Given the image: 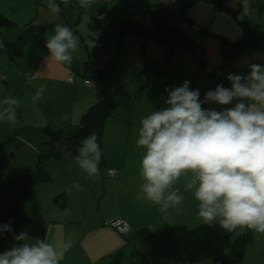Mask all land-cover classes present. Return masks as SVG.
<instances>
[{"label": "rangeland", "instance_id": "1", "mask_svg": "<svg viewBox=\"0 0 264 264\" xmlns=\"http://www.w3.org/2000/svg\"><path fill=\"white\" fill-rule=\"evenodd\" d=\"M156 1L93 0L91 7L85 9L80 7L79 0H69L67 6L62 3V0H55L61 5L62 10L59 15H53L47 8L48 0H0V15L14 23V26L8 28L0 26V43L17 40L27 26L37 30L23 44V56L21 55L17 61H9L5 50L0 51V79H7L0 82V100L9 95L19 100L16 109L18 122L9 124L0 121L2 140L0 157L3 158L9 154L6 158L8 159L17 155L22 147L23 149L27 147L24 145H27L31 139V141L39 140L43 144L45 137L39 132L43 128L39 129V124L43 120L57 122L59 110L66 109L67 104L79 92L81 95L86 96L87 93L94 97L93 100H96L94 103L101 98L113 100L115 110L104 123L101 132L103 131V137L110 141L112 135L120 131V127L121 130H126L123 139L115 140L121 141L117 145L119 144L122 154L124 143L127 142L128 130L130 132V130L137 129L139 122L151 111L157 110L160 103L166 105L161 96L168 95L171 89L182 86L185 80L191 83L195 73L194 61L184 49L170 48V45L160 43L151 36L142 38L139 34L121 35L116 30L120 23L134 25L142 30L153 28V22L147 13L158 7L155 4ZM212 11L213 6L206 2H198L190 6L187 11L189 19L194 23L191 21L193 25L186 26L184 30L199 43L198 52L200 54L197 52V56L201 63L205 58L202 34L206 35L209 32L214 34V30L219 28L232 36L231 30L226 25H221L218 19L213 18ZM232 20L238 27L236 21ZM260 22H264V19ZM58 24L68 26L74 35L80 38L79 48L73 53V63L70 66L48 59L49 53L45 43L47 38L54 34V28ZM88 31L96 33L97 36H87ZM219 35L221 36L216 38L220 43L223 39L230 41L224 34ZM246 50L234 58L229 73L238 70L236 74H248L249 65L254 64L251 57L254 51ZM85 62L92 70L86 72L81 69L82 72H78L76 66L82 67L81 65ZM165 64L163 71H156L158 65ZM49 67L52 69H48ZM32 69H38L41 76L62 81V83L70 79L71 85L73 82L75 85L84 87L85 90L71 93L62 89L52 91L49 82L43 80H32L28 84L25 75H29ZM61 71H66L67 77L62 78L63 72L60 73ZM217 73L209 72L198 75L194 79L192 90L199 89L201 93L204 88H210L212 82L214 84L217 81ZM99 75H102L101 79H98ZM41 84H46L47 88L42 99L34 105L32 97ZM95 87L97 91L94 90ZM224 87H231L228 80L224 82ZM47 96H49L48 100H46ZM63 100L68 103L62 104ZM224 107L227 106L211 103L207 109L222 111ZM14 128L16 132L12 133L11 130ZM21 128L24 129L17 131ZM111 143H114V139ZM15 171V165L9 162L4 161L0 164V197L2 198L0 199V227L4 223L3 216L12 208V204L19 197L24 185V177L15 174ZM46 197L43 188L32 185L18 210L33 217L37 216L46 208L44 204ZM10 241L6 239L0 244V253L12 248Z\"/></svg>", "mask_w": 264, "mask_h": 264}, {"label": "clouds", "instance_id": "2", "mask_svg": "<svg viewBox=\"0 0 264 264\" xmlns=\"http://www.w3.org/2000/svg\"><path fill=\"white\" fill-rule=\"evenodd\" d=\"M62 3L67 6L69 0ZM92 3L79 0L85 9ZM47 8L53 15L62 10L55 0H48ZM86 35L97 36L89 31ZM79 45L80 38L60 24L45 43L48 59L69 66ZM249 69L246 75L229 73L226 79L231 87L218 84L205 93L203 101L199 89L190 90V81L185 80L168 91L165 108L151 111L141 120L135 141L137 148L143 149L137 199L157 205L161 213L169 209L179 212L185 197L177 184L182 182L183 192L191 193L197 202L203 223H218L229 233L249 230L264 234V65L251 64ZM34 78L25 75L29 83ZM46 88L41 84L36 89L34 105ZM204 103L227 107L222 111L204 109ZM18 105L19 100L11 95L0 100V121L17 123ZM101 156L93 131L81 140L75 164L88 178H98ZM73 187L79 190L81 185L76 182ZM0 231L11 228L3 225ZM14 239L23 243L0 253V264H61L73 247L70 238L32 243L27 233L20 232Z\"/></svg>", "mask_w": 264, "mask_h": 264}, {"label": "crops", "instance_id": "3", "mask_svg": "<svg viewBox=\"0 0 264 264\" xmlns=\"http://www.w3.org/2000/svg\"><path fill=\"white\" fill-rule=\"evenodd\" d=\"M158 1L155 3L156 6L173 0ZM222 1L233 10L241 6L242 11L251 20L253 31L264 35V22H260L264 19V0ZM212 12L213 18L218 19L221 25H226L232 32L231 36L217 28L214 34L209 32L201 35L205 57L203 67L207 70L205 74L219 72L216 74L218 76L222 71V54L221 43L216 37L224 34L233 42L242 36V30L233 23L234 18L230 14L217 12L214 9ZM246 51H254L255 55L253 53L251 55L254 64L264 65V49L250 48ZM20 58L8 60L15 62ZM38 72V69H32L29 75L35 77L33 80L48 81L52 91L62 89L71 93L85 90L84 87L75 85L73 82L72 85L67 81L62 83V81L41 76ZM62 72V78L67 77V72L60 73ZM236 72L238 70H234V73ZM2 80L5 78H1L0 82ZM94 90L97 91L96 87ZM77 94L70 103L61 101L62 104L68 103V107L59 110L57 122L43 120L39 124V129L47 126L64 131L76 128L80 115L96 101L87 93L86 96L81 95L80 92ZM48 98L49 96L46 100ZM210 106L211 103L206 109ZM165 107L164 103H160L155 111ZM65 115L68 116L67 120L63 119ZM139 124L138 127H140ZM138 127L130 132L128 130V138L124 143L122 154L119 144L117 145L121 141L115 140L123 139L126 130H121L120 127V131L113 134L110 141L106 140L103 137V131L101 132L98 141L102 152L100 172L99 177L93 178L94 180L88 178L79 169L74 158L59 161L49 159L46 163V171L52 177V181L35 185L46 192L47 197L44 201L46 208L42 210L41 215L38 213L34 217L21 212L31 218L32 222L22 226L8 238L11 240L10 246H17L18 241L14 239V236L20 232L27 233L32 243L36 239L58 243L70 238L73 241V247L65 253L61 264H211L214 259L229 254L233 244L232 235L222 229L218 223L208 225L202 222L197 214V202L191 193L183 192L182 182L177 184L185 197L179 212L169 209L167 213H161L157 205L137 199L141 184L139 161L143 154V149L137 148L135 143ZM23 129H17V131ZM42 129L39 132L42 133ZM11 131L16 132V128ZM31 140L17 155L8 159L6 158L9 154L3 158L0 157V164L5 161L15 165L14 173L22 177L34 170L38 152L46 139L43 142L41 140L43 144L39 140ZM1 143L0 138V145ZM108 170H116L117 176L110 177ZM76 182L81 185L79 190L73 187ZM61 193L66 197L64 208L58 207L53 202L54 197ZM116 220H121L128 225V230L124 234H119L110 226V223ZM142 228H148L152 232L149 240L138 236ZM251 236L252 241L246 247L240 264H264V234L251 231Z\"/></svg>", "mask_w": 264, "mask_h": 264}, {"label": "trees", "instance_id": "4", "mask_svg": "<svg viewBox=\"0 0 264 264\" xmlns=\"http://www.w3.org/2000/svg\"><path fill=\"white\" fill-rule=\"evenodd\" d=\"M198 2H206L211 4L215 11L230 14L242 30V36L236 41L230 42L226 39L222 40V71L217 76V81L214 82L210 88H204L201 91L200 99L203 101L206 92L215 90L218 84H223L224 86L231 64L240 52L250 48L264 49V35H259L253 31L251 20L242 11L241 6L233 10L227 7L222 0H173L161 4L147 13L153 22V28L142 30L134 25L129 26L126 23H120L116 30H118L121 35L139 34L142 38L151 36L160 43L170 45V48L179 47L184 49L191 56L195 64V73L189 84V88L192 90L194 79L201 73H205V70L203 67L204 63H201L197 56L200 45L184 30V28L188 25H192L187 15L188 8ZM0 26L8 28L14 26V23L0 15ZM36 31L34 27L27 26L17 40L10 43H2L4 47L0 48V51L4 49L8 57L12 60L19 58L23 52V44L28 41ZM81 66L82 67L77 65L76 69L78 71L82 69L86 72L92 70L88 67L87 62L83 63ZM165 66L166 64L158 65L156 71H163ZM212 77L215 78L216 76L212 75ZM101 78L102 75H99L98 79ZM167 98L168 95L165 96L164 100ZM208 105L209 103H204L202 107L206 109ZM114 110L115 104L111 98H101L81 115L76 128L73 130H57L49 126L42 129L46 141L38 152L34 170L26 174L23 178L24 185L19 197L12 204V208L3 216V225H9L11 231H0V244L10 238L19 228L32 222V219L22 214L18 210V207L22 201H24L28 189L32 185L49 183L52 181V177L46 171L47 161L49 159L59 161L74 158L81 140L93 131L97 135L98 142L101 129L106 120L113 115ZM69 151L72 153V157L67 156ZM53 202L58 207L64 208L66 197L63 193L58 194L54 197ZM230 235L233 237L231 252L214 259L211 264H240L242 262L246 247L252 241L251 231L245 230L244 232H240L237 230L236 232L230 233ZM138 236L144 240H149L152 237V232L148 228H142L139 230ZM19 243L22 242H18L17 245Z\"/></svg>", "mask_w": 264, "mask_h": 264}, {"label": "built area", "instance_id": "5", "mask_svg": "<svg viewBox=\"0 0 264 264\" xmlns=\"http://www.w3.org/2000/svg\"><path fill=\"white\" fill-rule=\"evenodd\" d=\"M67 82L71 83V80L68 79ZM165 91L167 93V89ZM165 95L166 94H163L161 96V99H164ZM107 173L112 178L117 176L116 170H108ZM110 226H112L119 234H124L128 230V225L125 222L121 221V220L113 221L112 223H110Z\"/></svg>", "mask_w": 264, "mask_h": 264}]
</instances>
